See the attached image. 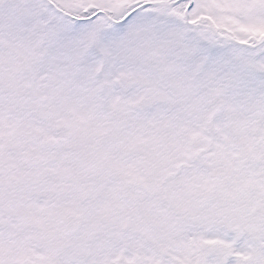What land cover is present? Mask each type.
<instances>
[{"label":"snow or ice","instance_id":"obj_1","mask_svg":"<svg viewBox=\"0 0 264 264\" xmlns=\"http://www.w3.org/2000/svg\"><path fill=\"white\" fill-rule=\"evenodd\" d=\"M0 264H264V0H0Z\"/></svg>","mask_w":264,"mask_h":264}]
</instances>
